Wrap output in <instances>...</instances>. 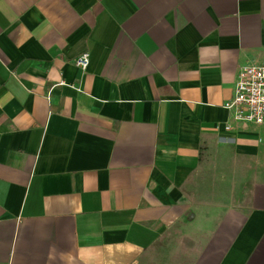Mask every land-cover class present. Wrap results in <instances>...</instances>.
<instances>
[{
    "label": "crops",
    "instance_id": "1",
    "mask_svg": "<svg viewBox=\"0 0 264 264\" xmlns=\"http://www.w3.org/2000/svg\"><path fill=\"white\" fill-rule=\"evenodd\" d=\"M245 64L264 0H0V264H264Z\"/></svg>",
    "mask_w": 264,
    "mask_h": 264
},
{
    "label": "built area",
    "instance_id": "2",
    "mask_svg": "<svg viewBox=\"0 0 264 264\" xmlns=\"http://www.w3.org/2000/svg\"><path fill=\"white\" fill-rule=\"evenodd\" d=\"M82 70L89 64L87 50L74 60ZM223 107L235 122L264 125V65L245 64L237 73L231 98L223 102ZM227 124L226 128H229Z\"/></svg>",
    "mask_w": 264,
    "mask_h": 264
},
{
    "label": "rangeland",
    "instance_id": "3",
    "mask_svg": "<svg viewBox=\"0 0 264 264\" xmlns=\"http://www.w3.org/2000/svg\"><path fill=\"white\" fill-rule=\"evenodd\" d=\"M182 241V242H181ZM192 246V243L188 242L186 239H172L168 240V243L165 244L164 250L166 254L164 258H159L156 262L157 264H183L186 261V254L183 252V249L186 247ZM155 257L152 258L151 264H156Z\"/></svg>",
    "mask_w": 264,
    "mask_h": 264
}]
</instances>
